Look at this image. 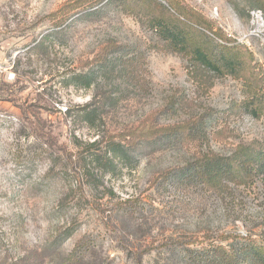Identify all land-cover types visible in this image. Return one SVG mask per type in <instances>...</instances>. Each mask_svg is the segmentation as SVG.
I'll list each match as a JSON object with an SVG mask.
<instances>
[{"label": "rangeland", "instance_id": "rangeland-1", "mask_svg": "<svg viewBox=\"0 0 264 264\" xmlns=\"http://www.w3.org/2000/svg\"><path fill=\"white\" fill-rule=\"evenodd\" d=\"M71 1L0 0V264H65L81 240L91 249L77 264H224L192 255L235 240L223 236L264 244V173L226 178L218 190L193 172L204 153L264 147V115L243 105V80H198L123 0L69 14ZM142 1L213 22L253 51L264 76V41L250 34L254 0ZM112 41L115 52L97 64ZM132 51L143 55L134 78L118 58ZM86 71L90 87L68 83ZM89 102L101 110L94 126L80 117ZM191 119L204 123L202 138L160 130ZM141 126L160 131L140 140L132 162L107 165L105 140Z\"/></svg>", "mask_w": 264, "mask_h": 264}, {"label": "trees", "instance_id": "trees-1", "mask_svg": "<svg viewBox=\"0 0 264 264\" xmlns=\"http://www.w3.org/2000/svg\"><path fill=\"white\" fill-rule=\"evenodd\" d=\"M101 1V0H100ZM255 6L264 9V0H254ZM68 13L75 12L81 7H91L99 0H73ZM124 4L132 5L134 13L143 22L148 23L156 32L161 47L167 51L177 52L185 56L191 65L192 75L204 81L209 87L213 85L212 78L231 74L234 78L243 80L247 97L243 105L255 115H264V76L260 65L255 61V55L245 44H236L223 30L214 31L213 22L206 21L192 11H181L171 4L174 11L149 10L142 0H123ZM257 8V9H261ZM64 9V8H63ZM262 10V9H261ZM65 13V12H64ZM67 19V18H66ZM62 25V24H61ZM53 33L44 35L35 47H45ZM216 37L220 40L217 41ZM117 43L112 41L101 48L94 57L97 64L106 65L109 52H115ZM143 57L141 52H127L118 56L122 68L131 77L137 76L135 64ZM91 72H80L68 77V83L80 84L90 87L93 83ZM80 117L90 125H96L101 117L100 107L93 106V102L84 104ZM162 131L182 132L189 140H197L204 135V123L191 119L182 125L173 128L161 129ZM153 128L144 126L133 129L125 128L119 134L110 135L105 140V154L109 160L107 165L111 168L116 160L132 162L136 157V148L141 139H150L149 133L158 132ZM96 139L89 145L95 147L102 143ZM241 153L235 152L229 156L215 153H204L193 166V172L201 177L206 185L218 190L224 187V180L230 178L240 183H248L257 173H264V147L261 143L253 142L241 147ZM243 153V154H242ZM94 160L102 162V157L95 155ZM235 240L230 244L223 242L213 243L211 246H202L192 255L195 258L207 259L224 264H264V244L255 240L248 242L238 241L237 236H223L224 241L230 238ZM91 249V243L81 240L76 243L73 251L67 255L65 264H77L80 259Z\"/></svg>", "mask_w": 264, "mask_h": 264}, {"label": "built area", "instance_id": "built-area-1", "mask_svg": "<svg viewBox=\"0 0 264 264\" xmlns=\"http://www.w3.org/2000/svg\"><path fill=\"white\" fill-rule=\"evenodd\" d=\"M251 14V32L264 41V13L261 9H253Z\"/></svg>", "mask_w": 264, "mask_h": 264}]
</instances>
